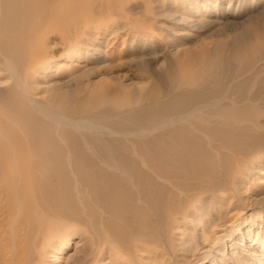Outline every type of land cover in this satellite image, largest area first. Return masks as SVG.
Masks as SVG:
<instances>
[{
  "label": "bare ground",
  "instance_id": "6f19581e",
  "mask_svg": "<svg viewBox=\"0 0 264 264\" xmlns=\"http://www.w3.org/2000/svg\"><path fill=\"white\" fill-rule=\"evenodd\" d=\"M105 2L106 0H0V72L10 74L14 81L7 91L0 90V264H27V254L32 251V248L28 251L29 235L41 237L38 243L41 246H47L49 243L46 239L51 235L49 232H42L39 228L38 231L28 233L25 227L32 226L33 221L30 218H34L38 213H41L39 222L42 227L47 226L44 221L45 214L48 217L57 215L53 206L55 200L61 199L58 182L60 171L72 169L80 173L86 172V195L95 197L92 199L95 202L102 203L106 198L120 204L122 202L117 199L118 192L127 195L128 199H133L135 194L131 187H134L138 189L137 197L143 205L136 206L140 215L147 214L145 210L151 209L158 213L167 212L169 216L166 208L174 209L171 204L176 203L170 204L168 201L171 200L170 197L173 199L175 189L178 192L182 189L183 184L178 180L183 178V174H189L185 178L203 180L204 176L194 171V167H211L212 156L222 152L223 144H215L219 140L220 130L231 132L236 126L244 124L250 111L259 102V95H252L247 91L248 79H230L225 85L222 75L218 71V74L214 72V67L220 68L218 64L223 60L224 54L236 57L234 43L238 39L229 46V52L223 48L227 45L223 40L216 42L212 49L204 45L193 52L197 61L208 59L196 71L182 64L180 71L173 72L170 65L169 86H164V90H161L152 85L148 90L137 92L136 95L142 98V102L127 108L121 102H111L105 97H100L99 90L93 88L89 91L88 86V94L71 100L72 104L66 111H61L60 104L54 103L55 105L50 106L45 100L38 101V97L33 96L34 93L28 86V80L33 79L41 66L54 58L55 54H59L63 61L74 59L89 64L110 59L103 44L109 43L111 38H117V31L122 28L119 26L117 31L115 27L111 30L109 27L113 28L112 22V26H109L105 21L121 11L114 13L109 10L106 14L107 8H103ZM109 3L111 2L108 1ZM116 4L121 9V3ZM210 6L219 8L220 5L215 2ZM110 7L109 9L115 10ZM193 8L190 17H183L180 24L182 30H197L203 20L201 17L213 14L208 10L203 13L200 8ZM231 8V0L222 8V14L228 23H233L237 18V15L231 14ZM188 32H185L186 37L191 36ZM51 42L56 43V48L61 46V50L58 48L57 53H51V47H48ZM252 61L253 59L249 63ZM84 89L82 86V89L54 96L56 99L63 96L71 98L74 91L82 92ZM100 89L103 90L102 87ZM46 121L65 126L64 128L69 127V130H63L61 137L66 139L65 137L76 135L75 142L79 145V151L72 145L66 150L62 148L56 135L54 136V127L51 128L50 124L45 127ZM70 128L73 133L68 132ZM248 162L242 157L236 158L235 163L242 166V169L237 171L240 175L239 182H244L242 178L247 175L250 167ZM118 174H128L129 177L122 179ZM110 178L111 182H105ZM153 197L160 202L167 199L165 209L154 204ZM189 200L186 198V207L194 205ZM172 212L170 211V214L175 211ZM125 228L126 231L131 230L128 226ZM138 228L139 226L136 230L141 234ZM128 234L126 236L130 235ZM53 235L55 237L56 234L52 233L51 237Z\"/></svg>",
  "mask_w": 264,
  "mask_h": 264
},
{
  "label": "rangeland",
  "instance_id": "374dc122",
  "mask_svg": "<svg viewBox=\"0 0 264 264\" xmlns=\"http://www.w3.org/2000/svg\"><path fill=\"white\" fill-rule=\"evenodd\" d=\"M108 1L111 3L108 4ZM115 1L106 0L103 7L107 8L106 14L109 10L122 13H112V18L105 21L109 26L113 24V28L109 27L111 30L115 27L117 31L119 26L122 28L117 31V38L109 39L110 44H103L110 59L90 64L74 59L63 61L59 54H55L61 50V46L58 47L57 44L56 48V43L51 42L48 47H51V53H54L55 57L41 66L37 77L35 75L33 79L28 80V86L31 87L33 96L38 97V101L45 100L48 105L60 104L61 111H66L72 104L71 100L87 95L94 88L100 91V97H105L111 102H121L127 108L142 102V98L136 95L137 92L148 90L152 85L161 90L167 88L170 84L168 73L180 71V65L188 66L192 71L201 68L208 59L197 61L193 52L204 45L212 49L216 42L223 40L227 42L223 48L229 52L233 41L238 39L234 43L236 57L224 54L223 60L218 64L220 70L215 67L213 69L215 74H218V71L222 75L225 83L230 79H248L247 91L252 95H259V102L250 111L244 124L236 126L231 132L220 130L219 143L216 141L215 144H223L224 148L218 155L212 156L211 167H194V171L199 172L205 179L185 178L189 174H183V178L178 180L183 184V190L178 188V192L175 189L173 199L170 197L172 202L170 199L160 202L153 197V203L164 209L167 201L170 204L176 203L171 205L178 210L166 208L169 216L167 212L158 213L151 209L145 210L147 214L140 215L136 206L143 205L137 197L138 189L134 187H131L135 194L133 199H128L127 195L118 192L117 199L122 202L120 204L106 198L102 203L95 202L92 200L95 197L86 195V172L80 173L72 169L60 171L58 191L61 199L55 200L53 206L57 211L56 217L51 218L45 214L44 221L47 224H44L49 228L44 225L42 227L39 222L41 213H38L34 218H30L33 221L32 226L25 227L28 233L40 228L42 232H49V235L56 234L57 238L50 235L46 241L52 245L46 242L47 246H41L38 244L41 237L29 235L28 251L33 252L27 254V264H264V0H231V14L237 15L235 23H228L222 14V8L226 7L230 0H162V4L161 0ZM215 2L220 5L219 8L210 6ZM116 3H121V9ZM110 6L115 10L109 9ZM193 7L200 8L203 13L208 10L213 14L201 17L202 24L200 23L197 30H182V19L190 17ZM129 18L131 25L128 24ZM119 22L122 24H118ZM209 22L211 24H208ZM185 32L191 36L186 37ZM7 74L0 72V90L7 91L13 86V78ZM82 86L85 89L82 92L74 91L71 98L63 96L56 99L54 96L82 89ZM119 89L121 90L118 91ZM48 125L54 127V136L56 135L62 148L66 150L72 145L79 151V145L75 142L76 135L70 136L73 140L70 137H61L63 130L67 131L69 127L64 128L65 126L46 121L45 127H49ZM68 132L73 133V130L70 128ZM105 134L107 136V133ZM60 138L63 139L62 142ZM237 157L244 158L246 162L255 160V163L248 162L251 168L249 167L247 175L242 178L244 182L238 180L240 175L237 171L242 169V166L235 163ZM120 175L122 179L129 177L128 174ZM108 181L111 182V178L105 180ZM186 198L190 199L194 207L185 206ZM172 210L176 213L173 211L174 214H170ZM132 224L133 227L137 224L135 229L131 228ZM125 226L131 230L126 231ZM138 226L141 234L136 230ZM127 233L132 235V238L129 234L126 236ZM115 243L117 244L114 245ZM134 243L139 245V248Z\"/></svg>",
  "mask_w": 264,
  "mask_h": 264
}]
</instances>
